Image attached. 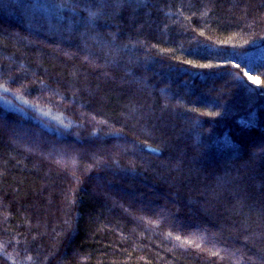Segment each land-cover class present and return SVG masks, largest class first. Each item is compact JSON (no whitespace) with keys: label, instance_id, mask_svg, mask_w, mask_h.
<instances>
[{"label":"trees","instance_id":"trees-1","mask_svg":"<svg viewBox=\"0 0 264 264\" xmlns=\"http://www.w3.org/2000/svg\"><path fill=\"white\" fill-rule=\"evenodd\" d=\"M185 1L219 16L0 0V96L79 49L136 99L118 137L50 98L0 109V264H264V0Z\"/></svg>","mask_w":264,"mask_h":264},{"label":"rangeland","instance_id":"rangeland-1","mask_svg":"<svg viewBox=\"0 0 264 264\" xmlns=\"http://www.w3.org/2000/svg\"><path fill=\"white\" fill-rule=\"evenodd\" d=\"M120 1L122 0H11L15 5L34 11L46 18H56L59 22L61 18L56 13L65 12L69 15L72 13L74 15L77 12L89 13L97 7ZM134 1L135 5L141 8L164 10L176 16L188 15L201 22H213L219 16L216 8L199 9L185 0ZM62 23L68 26L72 25L71 20H64ZM72 47L73 44L69 48ZM88 54L92 56V59L95 57L93 56L95 52L90 53L89 51ZM64 56L66 57L65 54ZM85 56L83 52L79 53L78 49L74 58L78 61L66 62L5 91V96H0V109L3 112L17 113L20 112V109L39 111L38 100L50 98L59 104L77 106L83 116L89 118L96 126H100L105 133L107 132L108 136L118 137L126 133L129 123L135 116V110L132 108L136 104L134 93L128 92L123 86L125 83H121L123 82L121 80H118L120 83H116L104 72L99 75L94 74V70L89 67L101 70L104 65L101 63V66H96V63H91V60L87 59L89 64L86 67L80 62L84 61L82 58ZM263 57L264 53L260 52L252 55V59L249 58L248 60H255L256 62ZM78 67H81L80 71ZM254 68V65L247 66L244 69V77L251 82L258 83ZM103 82L109 83L108 88L102 85ZM144 88L149 89L147 85H144Z\"/></svg>","mask_w":264,"mask_h":264},{"label":"bare ground","instance_id":"bare-ground-1","mask_svg":"<svg viewBox=\"0 0 264 264\" xmlns=\"http://www.w3.org/2000/svg\"><path fill=\"white\" fill-rule=\"evenodd\" d=\"M51 4H54L53 2H51ZM40 87H42V86H40ZM37 88H39V87H37Z\"/></svg>","mask_w":264,"mask_h":264},{"label":"snow or ice","instance_id":"snow-or-ice-1","mask_svg":"<svg viewBox=\"0 0 264 264\" xmlns=\"http://www.w3.org/2000/svg\"><path fill=\"white\" fill-rule=\"evenodd\" d=\"M251 78V77H250Z\"/></svg>","mask_w":264,"mask_h":264}]
</instances>
